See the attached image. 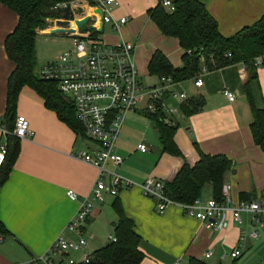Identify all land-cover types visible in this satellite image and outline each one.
<instances>
[{
    "label": "crops",
    "instance_id": "crops-1",
    "mask_svg": "<svg viewBox=\"0 0 264 264\" xmlns=\"http://www.w3.org/2000/svg\"><path fill=\"white\" fill-rule=\"evenodd\" d=\"M197 1L205 6L224 37H231L243 27L253 25L264 14V0ZM156 4L157 0H117L112 15L115 20L125 18V23L119 25L118 30H114L111 23L102 25L101 31L96 30L103 32L108 25L110 31L119 34L113 41L101 39L106 45L122 42L134 45L132 59L139 76L148 75L147 65L155 51L164 54L174 67H181L183 52L178 41L163 36L147 16V11ZM17 22V15L0 4V145L5 146L7 80L15 65L5 53L4 42ZM57 27L49 25L38 35L46 36ZM96 37L100 38L99 33ZM168 38L173 39V45H166ZM142 45L147 48L142 49ZM173 46L176 51H170ZM243 66V63H236L209 70L201 88L194 87L192 79L181 82L179 88L185 92L186 100L193 97L204 100L200 112L184 116L180 111L176 116L179 127L174 142L183 158L162 152L154 123L137 110L124 118L114 145V153L123 162L117 167L108 165L106 169L136 184L147 178L167 182L184 162L191 165L197 162V147L204 154L224 155L231 160L232 167L225 182L231 185L234 199L240 194L248 199L264 195V152L251 138L252 117L243 98L248 72L246 77L241 76ZM151 77L152 83L156 82L157 77ZM224 89L236 95L233 101L224 97ZM254 92L258 99L264 98V67L257 68ZM17 116L27 119L32 135L19 140V154L0 186V222L8 231L5 237L0 236V264H22L41 255L60 233L75 239L65 231V226L78 204L67 198L66 191H73L79 198L90 197L98 176L95 167L75 159L74 154L79 150H97L99 145L61 122L54 111L45 107L43 99L27 86L18 94L15 118ZM139 144L146 146V152L138 150ZM204 187L207 189L203 195L207 193L209 197H200L202 202L212 197L211 187ZM104 198V202L95 203L85 225L87 247L90 242H98L99 249L109 243V237H114L112 231L117 214L113 203L116 200L141 238L139 249L144 259L140 264H173L177 261L188 264L190 258L207 264H210L209 260H212L211 264H221L220 257L217 259L218 242L228 238L231 231L239 234L241 230L231 219L223 231L206 230L198 220L186 216L179 205H171L163 214H158L154 201L144 198L136 186L121 190L116 197L104 194ZM246 217L242 215L243 219ZM207 251L213 253L209 259L204 258ZM81 253L72 256L80 258Z\"/></svg>",
    "mask_w": 264,
    "mask_h": 264
},
{
    "label": "built area",
    "instance_id": "built-area-1",
    "mask_svg": "<svg viewBox=\"0 0 264 264\" xmlns=\"http://www.w3.org/2000/svg\"><path fill=\"white\" fill-rule=\"evenodd\" d=\"M159 1L169 12L174 10L169 0ZM116 2L117 0H75L59 3L54 9L61 13L67 8L69 19H46L48 25L54 26L58 20L62 21L65 24L63 28H72L75 32L70 36L71 48L54 61L40 65L36 75L41 80L56 83L58 91L73 104L83 136L99 145L97 150H79L74 154L75 159L95 167L98 176L90 197L79 198L73 191H66L67 198L78 204L75 214L65 226V231L75 239L60 233L44 253L22 264H90V255L85 253L87 239L84 229L95 203L104 202V194L116 197L121 190L134 186L144 198L154 201L158 214H163L171 205H179L186 216L198 220L206 230L212 232L227 229L231 219L241 230L236 245L222 258L237 260L242 256L246 245L258 240L261 231H264V195L251 201L234 199L231 185L225 182L219 200L210 198L202 202L197 199L191 204H178L166 194L165 182L161 179L147 178L136 184L106 169L108 165L117 167L123 162L113 149L127 114L140 110L145 115H162L164 123L172 126L176 124L181 104L187 99L185 92L179 88L181 82L171 77H157L156 82L148 86L138 79L132 59V43L106 45L100 38L91 36L92 31L89 34L77 32L75 21L84 17H89L88 25L93 26L95 31L99 29V23L101 26L111 23L112 28L118 30L126 19H114L112 13ZM79 10L82 13L78 16ZM97 10L100 15L96 13ZM224 56L231 57L229 53ZM210 62L213 63L212 60ZM254 65H264V55L256 57ZM208 73V68L202 65L192 78L194 87L201 88ZM241 76H247L245 66L241 69ZM223 95L228 101H233L236 97L227 89L223 90ZM3 133L7 134L5 130ZM12 135L19 140L32 135L24 116L15 118ZM137 148L142 153L146 152L144 144H139ZM5 156L6 146L0 145V169ZM242 215H246V219ZM115 241L114 237H109V242ZM78 252H82L80 258H72ZM212 255L211 251H207L204 258L209 259ZM173 264L180 263L177 261Z\"/></svg>",
    "mask_w": 264,
    "mask_h": 264
},
{
    "label": "trees",
    "instance_id": "trees-1",
    "mask_svg": "<svg viewBox=\"0 0 264 264\" xmlns=\"http://www.w3.org/2000/svg\"><path fill=\"white\" fill-rule=\"evenodd\" d=\"M75 0H0L18 17V22L4 42L7 57L15 67L7 80L6 106L4 121L7 127L6 156L0 169V186L6 180L8 171L16 160L20 146L19 139L12 135L15 109L18 94L27 86L40 96L47 109L56 113L58 119L75 133L83 135L74 106L64 97L52 81H44L35 74L36 51L35 40L39 32L48 29L46 19H60L61 13L54 9L59 3ZM173 11L169 12L162 3L147 11V16L166 37L175 38L182 50L181 67H174L164 54L155 51L148 62L149 76L171 77L178 82L190 80L197 74L202 65L208 70L219 69L227 65L243 63L248 72L244 85V97L251 112L249 126L255 146L264 152V98L258 99L254 92L257 86V66L254 59L264 55V14L253 25L243 27L231 37H224L218 29L217 22L209 15L205 6L197 0H169ZM82 12L77 11L79 16ZM97 31L91 36L96 37ZM229 53L230 58L224 55ZM213 61V66L210 61ZM261 67H264L262 65ZM204 100L193 97L180 106L184 116H191L201 111ZM157 129L162 152L183 158L174 142L178 125L164 123L162 115H146ZM196 147V146H195ZM199 158L194 164L184 162L174 177L165 182V191L169 198L178 204H191L200 198L205 185H209L212 197L219 200L225 177L230 172L232 162L224 155L204 154L196 147ZM262 195V194H261ZM260 195V196H261ZM256 198V197H255ZM254 198V199H255ZM239 200L251 201L244 194ZM113 208L117 221L113 224L115 242L90 254V264H140L144 254L139 249L140 236L133 229V222L128 218L119 203L115 200ZM8 231L0 222V236L5 237ZM188 264H207L204 261L190 258Z\"/></svg>",
    "mask_w": 264,
    "mask_h": 264
},
{
    "label": "rangeland",
    "instance_id": "rangeland-1",
    "mask_svg": "<svg viewBox=\"0 0 264 264\" xmlns=\"http://www.w3.org/2000/svg\"><path fill=\"white\" fill-rule=\"evenodd\" d=\"M118 20V19H117ZM50 25V24H49ZM53 26V24H52ZM61 26H65L64 24H61ZM100 39L103 41L111 40L113 41L116 38H119V34L117 32L110 31V28L108 25L104 27L103 32H98ZM97 33V34H98ZM172 38H168L166 45H173L174 42H172ZM150 47V45H148ZM71 48V39L69 36L65 34H48V35H37L36 41H35V51H36V67H35V73L38 70V67L45 63L54 61L60 54H62L64 51L69 50ZM147 47L145 45H142V49H146ZM170 51H176V47L173 46ZM177 53V58H178ZM139 80L142 81L146 86L152 84L154 81L153 77L148 76L146 74H140L138 75ZM245 99V97H243ZM246 101V99H245ZM247 105L248 102L246 101ZM249 108V105H248ZM250 111V108H249ZM251 113V112H250ZM179 127V126H178ZM205 189L207 187H203L200 193V197L207 198L209 195L206 196L203 195ZM238 238V234H234L233 231L229 233L228 238L221 239L218 242V256L217 259L220 257V263L221 264H262L264 261V231H261L260 238L256 240L254 243H249L246 246L245 253L237 260L236 263H233L231 259H228V257L222 258L226 253H228L233 246H235L236 241ZM100 243L98 242H90L86 254L90 255L95 249H97V246H99ZM72 258L78 259L77 255H74ZM210 264L212 263V260L208 261Z\"/></svg>",
    "mask_w": 264,
    "mask_h": 264
},
{
    "label": "water",
    "instance_id": "water-1",
    "mask_svg": "<svg viewBox=\"0 0 264 264\" xmlns=\"http://www.w3.org/2000/svg\"><path fill=\"white\" fill-rule=\"evenodd\" d=\"M62 13V18L64 20H68L69 19V14H68V9L65 8L61 11ZM96 13H98L99 15L101 14L100 11H96ZM88 22H89V17H84L83 19L79 20V21H75V26L77 28V32L79 34H83V33H90L91 31H95V28L91 25H88ZM62 24V21H57V28L50 31V34H57V33H60V34H65L67 36H71L75 31L70 28V29H65L61 26ZM101 25L98 29V31H101Z\"/></svg>",
    "mask_w": 264,
    "mask_h": 264
}]
</instances>
